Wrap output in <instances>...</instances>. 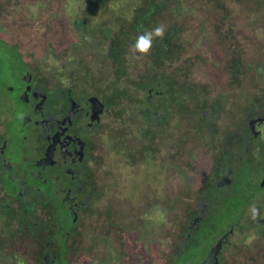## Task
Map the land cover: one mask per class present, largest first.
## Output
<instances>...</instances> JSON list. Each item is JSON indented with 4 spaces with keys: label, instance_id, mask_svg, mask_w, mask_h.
I'll use <instances>...</instances> for the list:
<instances>
[{
    "label": "flooded vegetation",
    "instance_id": "af4514ba",
    "mask_svg": "<svg viewBox=\"0 0 264 264\" xmlns=\"http://www.w3.org/2000/svg\"><path fill=\"white\" fill-rule=\"evenodd\" d=\"M128 1L93 0L86 8L90 19L71 16L77 37L67 39L70 47L64 51L40 55L31 42L0 39L9 48L0 55V238L13 236L14 242L28 236L34 247L42 248L39 258L45 264H63V259L84 264V252L92 242L102 248L92 256L93 264H123L116 257V244L119 253L128 245V255L156 254L164 260L168 253L173 256L170 261L179 263L195 243L196 248H206L199 264H237L233 251H239L240 244L235 240L242 237L249 247L244 263L260 264L262 254L253 256L250 251L264 239V211L259 203L255 216L251 211L264 194V76L254 82L257 93L247 110L242 88L236 89L233 100L223 102L225 95L217 92L212 104H196L197 86L185 97L174 87L176 79L167 78L172 53L158 36L153 41L161 52H151L154 64L142 72L143 85L136 88L149 93L146 114L158 110L146 122L155 127L147 135L155 143H147L141 161L128 152V176L131 179L133 168L152 156L160 171L162 167L165 174L172 171V181L163 182L169 202L164 200V187L153 192L150 185L140 199L106 201L109 208L125 207V218L135 228L128 221L124 228L111 222L109 208L95 209L102 199L100 181L115 176L108 158L119 132V94L128 96V41L140 22L149 28L157 16L155 7L138 17L136 10L128 23ZM154 5L159 0H153L150 6ZM120 11L124 17L117 20ZM101 13L103 23L91 20ZM118 25L121 30L116 34L112 31ZM154 54L163 58L155 59ZM241 96L242 102L237 99ZM196 155L211 161L207 184L196 190L188 183L182 190L180 172L195 175ZM248 170L254 172L250 184L243 180ZM158 175L161 180L162 171ZM192 201L194 206L183 217L174 212L167 216V205L188 208ZM230 213L229 218L224 215ZM166 217L170 234H165ZM216 217L224 224L218 231L211 223ZM111 234L118 238H108ZM119 234H125V243Z\"/></svg>",
    "mask_w": 264,
    "mask_h": 264
},
{
    "label": "rangeland",
    "instance_id": "374dc122",
    "mask_svg": "<svg viewBox=\"0 0 264 264\" xmlns=\"http://www.w3.org/2000/svg\"><path fill=\"white\" fill-rule=\"evenodd\" d=\"M21 1L4 0L6 9H3L0 14V39L10 43L31 42L38 54L43 55L46 50L57 53L70 47V45H66L67 39L77 37L72 30V24H70L71 16L77 15L78 20L90 19L86 8L93 0H23L19 7H16ZM152 2L153 0H129L128 23L135 18L136 10L139 12L138 17L144 10L151 7L156 8L157 16L154 20L149 21L147 31H151L156 25H163L164 33L162 36H158L159 40L162 41H168L167 36L172 32L169 49L172 53L170 61L173 63L166 64V71L169 73L166 76L168 79H176L175 87H179L182 91L181 95L189 97V93L193 92V88L197 86L196 104L204 101L209 105L216 98L215 93L220 92L230 96V94H237L236 89L242 88L244 93L243 102L241 101L242 96L237 97V99L244 104V109L247 110L255 98L254 94L257 93V87L254 86L256 83L254 82L259 81L264 76V0H258V2L251 0H219L218 2H214V0H166L169 5L168 8L158 7L157 5L150 6ZM38 4L47 8L45 7L44 10L37 9ZM176 5H178L177 15L174 13ZM221 5L223 8L220 7ZM88 7H92V5H88ZM6 13L9 14L8 17H5ZM121 16L124 17V13L120 11L117 20ZM91 20L96 23H103L105 17L101 13ZM41 22L44 23L42 28L38 26ZM175 24L177 25L176 31L173 28ZM217 24L219 25L216 26ZM225 28L228 31L233 29V32L221 37ZM51 30L55 34L51 33ZM120 30L121 28L118 25L114 27L112 32L118 34ZM135 44L132 35L131 41H128V50L125 53L126 63L128 61V71L132 73V78L135 73L141 72L142 74L147 67L152 63L154 64L151 54L153 43H151V47L146 53L139 52L135 48ZM25 45V47H29L28 44ZM6 49L9 48L2 46L0 43V55L6 54ZM153 57L155 59L163 58L162 56L156 57L155 54ZM237 61H239V68L236 65ZM121 84L124 85V82L122 81ZM203 87L209 89L210 93L206 95L205 91L202 90ZM226 89H229V92L223 91ZM132 95L129 93L128 97H134L133 99L136 101L135 96ZM207 96L209 101L206 100ZM143 113H146L145 110ZM248 119L249 116L247 118L246 114V122H248ZM131 130L132 126L128 128L129 134ZM134 135H138L137 130H135ZM108 159L111 166L115 168V176L112 180L102 178L100 181L102 199L96 203V210L103 211L109 208L107 200H125L130 197L140 199L144 195L141 192L145 193V188L149 185L152 191L155 192L158 187L160 189L164 187L165 189L164 183L167 184V182L172 181V171L169 172L170 175L165 174L163 167L161 169L163 176L160 180L158 174L161 171L158 167V161H153L152 156H149L146 162L142 161L133 168L134 174L131 179L128 176V161L123 152L111 155ZM211 165L210 159L196 155L195 168H193L195 175L189 177L180 172L182 190L187 187L188 183L194 185L196 190L206 186ZM183 175L188 177L189 180L183 178ZM262 175L258 173V177ZM245 176L243 177L244 181ZM167 193L165 189V202H169ZM190 196L193 198V194H190ZM199 196L197 194L195 198ZM234 199H230L228 203L232 205ZM197 201H195V204ZM257 203L264 211V194L257 199L253 207H256ZM188 205H191V207L167 205L166 214L168 213L167 216H169L174 212L181 214L183 217L186 212L191 211L194 201ZM109 209L111 210V222L117 225L121 224L124 228L125 222L128 221V226L131 228L136 227L129 219L126 220L125 207L111 206ZM229 217L230 215H228ZM261 217L264 218V213ZM93 219L96 220V217L90 218V221L92 222ZM219 219L216 217L211 222L212 225H219L221 222ZM170 225L166 217L165 234H170L169 230L172 231ZM121 235L125 243V234ZM243 240L242 237H236L235 242L239 243L240 247L239 251H233V256L237 258V264H251V262L244 263L249 260L245 257L249 247ZM8 243L14 252L20 256H26L30 262L28 264L36 263L33 252L37 247H34V241L31 242L28 236L18 237L14 242L9 241ZM110 243L114 247L113 240ZM204 246L200 245L199 248H196L197 244L195 243V247L186 250L179 263L174 260L170 261L173 256L168 253L165 254L164 260L156 254L136 255V253H132L128 255V245L127 247L125 245L126 251H122L123 254H116V257L123 264H199L206 253ZM100 252H102L101 247L95 246L93 242L89 244L88 250L84 252V264H93L92 256ZM250 252L253 253V256L261 253L260 264H264V239H259Z\"/></svg>",
    "mask_w": 264,
    "mask_h": 264
},
{
    "label": "trees",
    "instance_id": "16d2710c",
    "mask_svg": "<svg viewBox=\"0 0 264 264\" xmlns=\"http://www.w3.org/2000/svg\"><path fill=\"white\" fill-rule=\"evenodd\" d=\"M12 1H14V0H12ZM123 1L127 2V0H123ZM218 1L219 0H214V2H218ZM251 1L258 2V0H251ZM22 2H23V0L21 2H19V4L16 7H19V5ZM1 3L2 2L0 1V14L2 13L3 9H6L4 3H3V5ZM49 6H50V4H49ZM168 6L169 5L167 4L166 0H159L158 7H165V8L167 7L168 8ZM45 7L46 6L42 7L38 4L37 9L44 10ZM220 7L223 8L222 5ZM14 9H16V8H14ZM52 9H53V7H52ZM128 11H129V4H128ZM177 11H178V5H176V8H174L175 15H177ZM4 15H3V17H4ZM8 16H9V14H7L5 17H8ZM0 17H1V15H0ZM141 23L142 22H140V24H138L134 29V33H133L134 39L136 37L138 38L140 35L144 34L148 29L145 27H141L140 25H143V23L142 24ZM42 24H44V23L41 22L38 26H41V28H42L43 27ZM218 25L219 24H217L216 26H218ZM158 26H160V25H156V27H158ZM221 26L222 25L220 24V27ZM227 31H228L227 28H225L221 37L229 35L230 33L233 32V29H230L228 32ZM52 32H53V34H55L53 30H51V33ZM171 34H172V32L167 36L168 42L166 40L163 44L166 47H169L170 40H171ZM153 39H154V37H153ZM153 39H152L151 43H153V45H154L153 46V52H155L156 50H159V48H161V46H157V44H155ZM159 52H161V51L159 50ZM236 65L239 68V61H237ZM134 77H136V78L134 79ZM134 77L132 78V73H130L128 71V94L130 93V94H133L135 96L137 93H139V95L135 96L136 101H134V99H133L134 97L129 98L124 93L119 94L120 99L118 98V101L122 104V106H120L117 110V123H118L117 128H118L119 132H118V135L116 138L115 147L113 149H111L112 150L111 155H116V154H118V152H123L126 156L127 161H128V152H132V155L135 159L137 158L140 161L143 160L142 158H144V154L148 150L146 148L148 146L147 143H149V145H153L155 143V140L152 139V137L147 136V135H149V132H150L149 130L155 129V127L152 126L151 123L147 124L146 122H147V118L154 119L155 116L153 117V115H154L153 113L158 111V110H154V111L150 112L149 114L143 113L144 108L148 107L147 101H148L149 93L146 91H142L143 92V94H142L141 92H139L138 89H136L138 86L143 85V83H142L143 74H141V72H137V73H135ZM174 87H175V85H174ZM168 88H171V87L168 85ZM238 93L240 94L241 90H239ZM156 97L157 96H155V98ZM197 97H198V93L195 95L193 94V98L195 99V101H196ZM223 97H224V99H222V101L227 102L230 100V97H231V100H233L236 97V94H230V96H229V94H227ZM131 126H132V130H131V133L129 134L128 128H131ZM135 130H137L138 135H134ZM150 133H153V132H150ZM246 173H248V174H246ZM246 173H245V175H246L245 176V183L250 184L252 181V177H254V172H252V170H248ZM234 208L237 210V206H235ZM228 215L231 216L232 214L230 213ZM5 220H7V219L5 218ZM222 225H224V224L220 223V225H218V226H217V224L212 225V226L214 228V231H218L220 229V226H222ZM8 226H9V223H8V225L6 224L4 226V228L7 229ZM203 230H204V227H203L202 231ZM199 234H201V233H199ZM113 237L118 238V236H115L114 234H111L110 236H108V238H113ZM119 237H122V235L119 234ZM10 239H13V236L6 237V238H0V264H28V263H30L27 260L26 256H20L19 254L15 255L12 253V251H11L12 248L10 247V244L8 243L10 241ZM115 248L117 250L116 254H118L119 251H118V245L117 244L115 245ZM41 251H42V248L38 246V248H36V250H34L33 253H34L35 257L38 259L36 262H39V264H45L39 258V253H41ZM120 254H123V252H120ZM62 261H64L63 264H67V261L65 259H63ZM94 261H95V259L92 260V262H94Z\"/></svg>",
    "mask_w": 264,
    "mask_h": 264
},
{
    "label": "clouds",
    "instance_id": "9594fccd",
    "mask_svg": "<svg viewBox=\"0 0 264 264\" xmlns=\"http://www.w3.org/2000/svg\"><path fill=\"white\" fill-rule=\"evenodd\" d=\"M163 33H164L163 25L155 27L151 31L145 32L144 34L138 37V40L135 44V48L141 53H146L151 47V42H152L153 37L162 36ZM251 211H252L253 216L257 214V209L255 207H253Z\"/></svg>",
    "mask_w": 264,
    "mask_h": 264
}]
</instances>
